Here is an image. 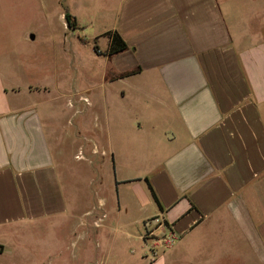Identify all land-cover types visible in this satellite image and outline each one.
<instances>
[{"label":"crops","instance_id":"0c3cea01","mask_svg":"<svg viewBox=\"0 0 264 264\" xmlns=\"http://www.w3.org/2000/svg\"><path fill=\"white\" fill-rule=\"evenodd\" d=\"M67 3L97 80L0 52V264H264V0Z\"/></svg>","mask_w":264,"mask_h":264},{"label":"rangeland","instance_id":"374dc122","mask_svg":"<svg viewBox=\"0 0 264 264\" xmlns=\"http://www.w3.org/2000/svg\"><path fill=\"white\" fill-rule=\"evenodd\" d=\"M1 1L6 6V9L0 13L1 53L20 54L27 65V70L29 72L32 70L33 74L37 70H46L50 64L51 66L55 64V69L65 75L64 85L68 86L70 83L76 91L86 85L85 75L88 76L89 72L92 71V79L97 80L100 68L98 65L91 64L87 58V55L93 52L91 35L94 30H97V27L92 25L85 32L84 30L81 32L68 28L64 16H61V13L65 12V9L67 10L68 0ZM85 14L87 12L82 11V15L85 16ZM30 33L35 37L33 40L26 38V35ZM78 37L83 38L84 41ZM103 44L104 41L101 39L100 47ZM37 60V66H35L34 61ZM69 62L71 63L69 64ZM58 79L56 78V82ZM48 83L55 93V86L49 80ZM59 83L58 80L57 88H63L62 85L59 86ZM76 97L78 98V96ZM77 98H71L73 99L72 104L82 109L85 104H79ZM64 115L65 117L71 115V112L61 114L62 117ZM93 116L94 110L92 112L88 110L86 114L78 113L73 120L74 122H77L79 118L92 120ZM144 226H146L145 223ZM145 230L146 227H144L142 237ZM147 249L148 246L146 245V252ZM184 261L187 262L188 260L185 259ZM132 264L136 263L133 262ZM180 264L189 263L180 262Z\"/></svg>","mask_w":264,"mask_h":264},{"label":"built area","instance_id":"2783aa9c","mask_svg":"<svg viewBox=\"0 0 264 264\" xmlns=\"http://www.w3.org/2000/svg\"><path fill=\"white\" fill-rule=\"evenodd\" d=\"M146 230L142 239L145 246H148L145 256L149 261H153L156 256L169 248H171L178 239V235L174 230L161 224V229L154 233L152 227L147 223L145 224ZM160 226V223H157L156 228Z\"/></svg>","mask_w":264,"mask_h":264},{"label":"trees","instance_id":"16d2710c","mask_svg":"<svg viewBox=\"0 0 264 264\" xmlns=\"http://www.w3.org/2000/svg\"><path fill=\"white\" fill-rule=\"evenodd\" d=\"M64 18H65V22L67 23L68 28H71L72 30L77 28V24H76V20H75L74 16H72L69 13V11L66 9L64 12ZM104 35L109 38V44H108L107 50L103 54L112 55V54L118 53L120 51H123L127 48L125 41L121 38V36L116 31L109 30V31L105 32ZM80 40L84 41L83 38H80ZM93 47H94V50L96 52H99L98 47L96 45H94ZM149 188L151 190L153 197L157 201V198L154 194V191L150 185H149Z\"/></svg>","mask_w":264,"mask_h":264},{"label":"water","instance_id":"95a60500","mask_svg":"<svg viewBox=\"0 0 264 264\" xmlns=\"http://www.w3.org/2000/svg\"><path fill=\"white\" fill-rule=\"evenodd\" d=\"M66 25H67V23H66ZM31 37H33V36H31Z\"/></svg>","mask_w":264,"mask_h":264}]
</instances>
